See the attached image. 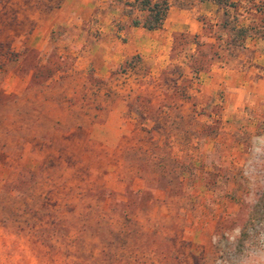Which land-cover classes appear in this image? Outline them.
<instances>
[{"label":"rangeland","instance_id":"rangeland-1","mask_svg":"<svg viewBox=\"0 0 264 264\" xmlns=\"http://www.w3.org/2000/svg\"><path fill=\"white\" fill-rule=\"evenodd\" d=\"M59 2L0 0V264H264V97L186 96L160 144L103 127L138 82L25 43Z\"/></svg>","mask_w":264,"mask_h":264},{"label":"crops","instance_id":"crops-1","mask_svg":"<svg viewBox=\"0 0 264 264\" xmlns=\"http://www.w3.org/2000/svg\"><path fill=\"white\" fill-rule=\"evenodd\" d=\"M25 43L40 57L53 47L72 56L80 76L104 79L132 60L139 93L130 109L112 101L102 126L143 127L154 144L185 113L195 119L199 105L186 96L264 97V0H60Z\"/></svg>","mask_w":264,"mask_h":264},{"label":"trees","instance_id":"trees-1","mask_svg":"<svg viewBox=\"0 0 264 264\" xmlns=\"http://www.w3.org/2000/svg\"><path fill=\"white\" fill-rule=\"evenodd\" d=\"M162 16H163V11H161L160 17L159 16H154L153 17L154 22H157L158 19L161 18ZM58 229H60V228L58 227Z\"/></svg>","mask_w":264,"mask_h":264},{"label":"built area","instance_id":"built-area-1","mask_svg":"<svg viewBox=\"0 0 264 264\" xmlns=\"http://www.w3.org/2000/svg\"><path fill=\"white\" fill-rule=\"evenodd\" d=\"M134 66H135V64H134V62L131 60V61L128 63V68H129L130 70H132V69L134 68Z\"/></svg>","mask_w":264,"mask_h":264}]
</instances>
